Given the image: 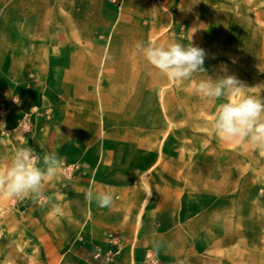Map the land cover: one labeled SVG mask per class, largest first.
I'll use <instances>...</instances> for the list:
<instances>
[{"label":"rangeland","instance_id":"rangeland-1","mask_svg":"<svg viewBox=\"0 0 264 264\" xmlns=\"http://www.w3.org/2000/svg\"><path fill=\"white\" fill-rule=\"evenodd\" d=\"M229 15L251 27L243 34L241 55L220 48V34L208 29L212 17ZM170 41L193 42L207 53L208 76L234 75L252 87L250 94L264 97V53H258L264 52V0H0V167H7L20 147H31L41 160L42 133L57 126L64 113H76L84 138L96 133L97 141L112 129L150 132L161 123L159 145L150 143L147 150L160 155L161 165L148 168L139 180L156 169L163 178L140 183L177 201L181 249L193 250L203 264H264V154L251 143L218 140L216 109L225 99H202L191 82L122 85L104 76L107 65L117 71L131 64L136 73L149 66L136 51L137 42ZM60 70L70 81L59 80ZM75 72L83 79L76 81ZM194 79L208 77L197 73ZM160 107L162 119L149 113L133 117ZM138 160H129L128 167ZM64 168L57 185L73 183ZM35 206L40 205L31 198L0 193V264H36L26 236L43 223L42 215L32 213ZM17 244L22 263L11 257Z\"/></svg>","mask_w":264,"mask_h":264},{"label":"crops","instance_id":"crops-1","mask_svg":"<svg viewBox=\"0 0 264 264\" xmlns=\"http://www.w3.org/2000/svg\"><path fill=\"white\" fill-rule=\"evenodd\" d=\"M240 19L237 15L225 18L214 16L210 19L212 21L208 29L220 34V48L230 47L241 55L243 34L251 27ZM249 37L253 39L256 34ZM229 40L235 43L229 42L228 45ZM18 53L23 55L21 51ZM130 67L115 71L107 65L104 76L109 83L118 79L122 85H126L128 80L139 81L141 85H154V80H160L155 85L169 84L168 79L150 65L141 66L138 73L131 64ZM94 71L92 69L90 73L92 79L96 75ZM59 75V80L65 76L64 80L70 81L69 73L63 75L60 70ZM74 76L79 81L84 74L75 72ZM138 113L133 114V117L146 118L149 113L151 117L162 119L165 115L161 107L155 111L141 110ZM63 117L59 116L57 126H48L42 133L43 156L55 152L65 167L77 165L78 169L70 176L73 180L71 184L61 183L59 179L57 185L56 178H61L60 173L54 180L44 184V194L51 199L52 204L60 207L61 213L54 212L52 204L33 208L34 215L43 216V223L41 227L34 224L26 234L32 261L36 264H94L98 249H101L102 255L114 251L112 260H105L103 264H203L204 259L195 257L193 250H186V253L181 249L184 234L176 220L179 215L177 201L157 188L149 191L139 180L140 174L148 168L161 165L160 155H147V150L151 148L149 144L156 145L158 142L159 145L162 139L161 123L160 127L150 132L146 127H138V132L135 127H130L124 133L112 129L107 134L102 132L106 137L97 141L96 133H92L88 139L84 138L82 122L78 121L80 118L76 113H64ZM155 124L157 126L159 123ZM148 134H159L160 138L149 140ZM51 135L54 137L51 138ZM48 139L50 141L47 142ZM128 152H132V155ZM134 158H138V162L128 167L129 160ZM39 166H43V157L39 160ZM160 176L156 169L155 174L146 176L142 182H162ZM89 187L95 191L112 193L113 204L102 208L94 201L87 202L84 192ZM50 215L58 217L52 218ZM14 247L11 257L17 263H22L23 254L18 244Z\"/></svg>","mask_w":264,"mask_h":264},{"label":"clouds","instance_id":"clouds-1","mask_svg":"<svg viewBox=\"0 0 264 264\" xmlns=\"http://www.w3.org/2000/svg\"><path fill=\"white\" fill-rule=\"evenodd\" d=\"M136 51L161 75L172 82H191L194 94L202 99H225L218 105L214 121L215 134L221 142L239 140L255 145L264 154V97L251 93V88L234 75L208 76L204 68L207 53L204 49L170 41L166 44L137 42ZM221 71L226 73V68ZM203 73L208 79L195 80V74ZM234 97L235 99H227ZM14 102H19L17 97ZM63 160L55 153H45L43 166L31 147H20L12 155L7 167H0V193L14 200L31 198L41 207L52 204L44 194L46 182L54 180L61 172ZM84 196L87 202L99 207H110L113 194L95 191L89 187ZM54 212L61 213L58 205L52 204ZM183 264V262H180Z\"/></svg>","mask_w":264,"mask_h":264},{"label":"built area","instance_id":"built-area-1","mask_svg":"<svg viewBox=\"0 0 264 264\" xmlns=\"http://www.w3.org/2000/svg\"><path fill=\"white\" fill-rule=\"evenodd\" d=\"M76 168H77V166L70 165V166H66L64 168V171H65V173L68 176H71L72 173L76 170ZM111 240L113 241L114 239L111 238ZM113 256H114V251L113 250H110L105 255H102L101 249H98V252H97V254L95 256L96 262L94 264H103L105 260L106 261H111Z\"/></svg>","mask_w":264,"mask_h":264}]
</instances>
